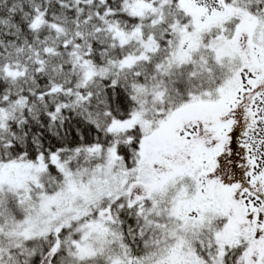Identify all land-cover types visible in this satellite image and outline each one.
<instances>
[{"label": "snow or ice", "instance_id": "1", "mask_svg": "<svg viewBox=\"0 0 264 264\" xmlns=\"http://www.w3.org/2000/svg\"><path fill=\"white\" fill-rule=\"evenodd\" d=\"M0 264H264V0H0Z\"/></svg>", "mask_w": 264, "mask_h": 264}]
</instances>
